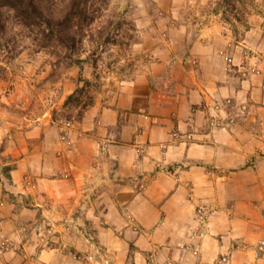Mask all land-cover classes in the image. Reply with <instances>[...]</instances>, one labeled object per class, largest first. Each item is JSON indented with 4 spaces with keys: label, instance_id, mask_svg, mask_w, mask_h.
<instances>
[{
    "label": "crops",
    "instance_id": "1",
    "mask_svg": "<svg viewBox=\"0 0 264 264\" xmlns=\"http://www.w3.org/2000/svg\"><path fill=\"white\" fill-rule=\"evenodd\" d=\"M248 23L180 25L112 102L15 135L0 264H264V14Z\"/></svg>",
    "mask_w": 264,
    "mask_h": 264
},
{
    "label": "rangeland",
    "instance_id": "2",
    "mask_svg": "<svg viewBox=\"0 0 264 264\" xmlns=\"http://www.w3.org/2000/svg\"><path fill=\"white\" fill-rule=\"evenodd\" d=\"M219 3L220 0H110L104 14L93 24L94 33L108 26L110 41H104V35L100 39L94 35L93 43L85 40L78 48H33L31 28L8 21L2 35L9 48H0V159L13 164L12 153L1 155L3 149L9 150L15 135L49 115L63 123L78 118L97 98L112 102L125 82L133 79L150 59L148 48L163 46L170 39L175 41L177 34L172 31L177 32L175 28L180 25H187L188 32L194 34L216 16L238 34L249 25L252 15L264 14V0L234 1L235 10L226 12ZM68 54L71 59L66 58ZM69 81L73 90L78 88V101L64 104V84Z\"/></svg>",
    "mask_w": 264,
    "mask_h": 264
},
{
    "label": "trees",
    "instance_id": "3",
    "mask_svg": "<svg viewBox=\"0 0 264 264\" xmlns=\"http://www.w3.org/2000/svg\"><path fill=\"white\" fill-rule=\"evenodd\" d=\"M110 0H0V48H9L3 33L11 19L19 27L31 28L33 48L57 47L78 48L83 41L94 42V35L110 41L111 32L105 26L94 33V22L104 14ZM234 1L220 0L226 12L235 10ZM239 17V16H238ZM226 19V17H224ZM120 23V22H119ZM120 27V24H118ZM3 34V35H2ZM98 44V41L96 42ZM71 59V54L66 56ZM79 61L75 62L78 64ZM3 66L0 61V78ZM78 88L66 95L64 104L78 101L75 96ZM85 104V103H84ZM13 164H0V180H11Z\"/></svg>",
    "mask_w": 264,
    "mask_h": 264
},
{
    "label": "built area",
    "instance_id": "4",
    "mask_svg": "<svg viewBox=\"0 0 264 264\" xmlns=\"http://www.w3.org/2000/svg\"><path fill=\"white\" fill-rule=\"evenodd\" d=\"M231 103L230 99H226L225 102H218V101H213L210 105H209V111H210V121L211 124L214 126H219L220 123L222 122V118L220 116V112L225 110V106L229 105ZM228 121L231 122L233 119L232 117H227ZM62 126H64L65 128H68L70 126V121H65L62 123ZM62 132V130H61ZM62 134L64 135L65 132L63 130ZM26 183L29 184L30 180L27 179ZM136 229V227H135ZM47 232H50L49 230H47ZM261 253H264V237L261 238L256 246L255 249V255H259ZM74 257L77 260H80L83 264H99L97 257L94 253H81V252H77L74 254Z\"/></svg>",
    "mask_w": 264,
    "mask_h": 264
},
{
    "label": "clouds",
    "instance_id": "5",
    "mask_svg": "<svg viewBox=\"0 0 264 264\" xmlns=\"http://www.w3.org/2000/svg\"><path fill=\"white\" fill-rule=\"evenodd\" d=\"M147 95V91L145 90V96Z\"/></svg>",
    "mask_w": 264,
    "mask_h": 264
}]
</instances>
